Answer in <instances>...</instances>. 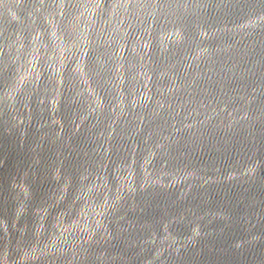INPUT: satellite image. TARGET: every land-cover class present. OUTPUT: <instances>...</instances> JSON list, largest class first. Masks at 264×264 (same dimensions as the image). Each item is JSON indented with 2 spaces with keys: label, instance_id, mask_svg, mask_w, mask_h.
<instances>
[{
  "label": "water",
  "instance_id": "95a60500",
  "mask_svg": "<svg viewBox=\"0 0 264 264\" xmlns=\"http://www.w3.org/2000/svg\"><path fill=\"white\" fill-rule=\"evenodd\" d=\"M0 264H264V0H0Z\"/></svg>",
  "mask_w": 264,
  "mask_h": 264
}]
</instances>
